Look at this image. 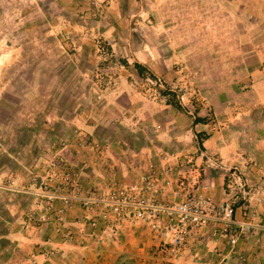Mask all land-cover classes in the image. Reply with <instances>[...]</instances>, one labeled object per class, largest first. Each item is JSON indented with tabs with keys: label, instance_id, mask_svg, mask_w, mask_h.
<instances>
[{
	"label": "rangeland",
	"instance_id": "374dc122",
	"mask_svg": "<svg viewBox=\"0 0 264 264\" xmlns=\"http://www.w3.org/2000/svg\"><path fill=\"white\" fill-rule=\"evenodd\" d=\"M261 182L264 0H0V264H230ZM146 198L201 221L171 242Z\"/></svg>",
	"mask_w": 264,
	"mask_h": 264
},
{
	"label": "crops",
	"instance_id": "0c3cea01",
	"mask_svg": "<svg viewBox=\"0 0 264 264\" xmlns=\"http://www.w3.org/2000/svg\"><path fill=\"white\" fill-rule=\"evenodd\" d=\"M262 183V191H264V183ZM262 205V204H260ZM264 205V203H263ZM261 208V206H259ZM234 216L235 218H240V210L237 207H234ZM261 227V228H259ZM259 229H256L253 233L248 234L245 237H242L241 240H239L238 250H236L238 253L237 256H242L243 261L239 259V257L234 256L231 259L230 264H264V225H259ZM219 241L213 242L212 240L209 239L207 235L204 234H198L193 238V241L195 244H193L191 250H193L192 256L194 258V255L196 257V262L199 264H216L214 263L217 260V256H223V253H225L228 249L227 243H225V240L223 239H218ZM202 243H205L206 251L205 252V257L204 254L201 253L200 251V245ZM195 245V246H194ZM137 249L143 250L144 253L138 252ZM132 250V249H130ZM133 254L135 256H145L144 254H148L150 251V248L145 247L144 249L142 248H137L135 247ZM132 250V251H133ZM210 252H209V251ZM127 251V250H126ZM185 259L183 260L181 257H178V261L176 264H191L190 258L183 256ZM144 260V259H143ZM195 260V259H194ZM150 263V262H149ZM148 264V262H147Z\"/></svg>",
	"mask_w": 264,
	"mask_h": 264
},
{
	"label": "built area",
	"instance_id": "2783aa9c",
	"mask_svg": "<svg viewBox=\"0 0 264 264\" xmlns=\"http://www.w3.org/2000/svg\"><path fill=\"white\" fill-rule=\"evenodd\" d=\"M198 204V203H197ZM199 207H202V204H198ZM114 210L118 211V206H114ZM133 216L136 218L145 217L148 219V223L151 228L156 229L158 226L159 218L165 214L168 220V224L166 225L167 230L172 232L173 237L170 241H176L180 239L181 235L179 231L176 230V224L182 223L184 219L188 220L189 223L197 225L200 223L202 215L200 210L197 207L191 208L189 203H178L170 206H165L163 204H153L151 201L146 199H140L135 204H132ZM222 220L225 225L231 222L230 216L232 213L231 207L224 203L222 206ZM231 242H234L235 239H230ZM166 245L164 242H161L158 245V249L160 251L166 250Z\"/></svg>",
	"mask_w": 264,
	"mask_h": 264
},
{
	"label": "trees",
	"instance_id": "16d2710c",
	"mask_svg": "<svg viewBox=\"0 0 264 264\" xmlns=\"http://www.w3.org/2000/svg\"><path fill=\"white\" fill-rule=\"evenodd\" d=\"M135 66H138V64H135Z\"/></svg>",
	"mask_w": 264,
	"mask_h": 264
}]
</instances>
